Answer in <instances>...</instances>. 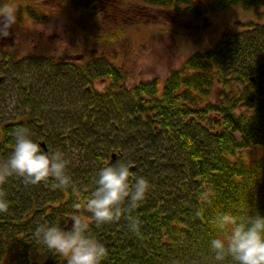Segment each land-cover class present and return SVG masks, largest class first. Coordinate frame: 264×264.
Instances as JSON below:
<instances>
[{"label": "trees", "instance_id": "trees-1", "mask_svg": "<svg viewBox=\"0 0 264 264\" xmlns=\"http://www.w3.org/2000/svg\"><path fill=\"white\" fill-rule=\"evenodd\" d=\"M11 2L19 17L40 19L32 10L40 7L43 21L70 9L77 14L69 18L74 34L103 49L150 37L156 24L150 11L199 18L238 10L255 19L199 49L165 80L128 86L106 54L100 69L39 59L35 69L5 78L24 102L20 117L0 122V161L13 150L15 130L26 127L35 142L65 154L72 183L61 187L48 178L32 185L13 176L0 185L9 201L0 213V264H67L35 229L70 228L73 216L87 219L90 234L108 249L104 264H215L208 243L223 235L218 214L264 216V152L252 158L264 148V0ZM99 78L107 82L103 92L93 89ZM117 162L129 163L132 177L151 185L131 213L141 222L138 233L127 215L98 226L87 208L99 171Z\"/></svg>", "mask_w": 264, "mask_h": 264}, {"label": "clouds", "instance_id": "clouds-1", "mask_svg": "<svg viewBox=\"0 0 264 264\" xmlns=\"http://www.w3.org/2000/svg\"><path fill=\"white\" fill-rule=\"evenodd\" d=\"M17 25V10L11 0H0V36H6ZM68 160L61 151H44L31 138L30 130L20 127L14 132L13 150L0 161V185L18 176L26 184L37 185L53 178L61 187L72 181L67 174ZM97 187L87 202L95 223H115L128 216V227L138 233L141 222L131 213L150 192V182L143 176L132 177L130 164L117 162L103 167L95 181ZM9 210L6 192L0 189V213ZM197 215H201L197 212ZM216 228L223 233L208 243L215 264H264V216L238 217L222 212L215 218ZM35 234L49 250L64 257L67 264H104L108 249L90 234L87 219L73 216L70 228L60 224H40Z\"/></svg>", "mask_w": 264, "mask_h": 264}, {"label": "rangeland", "instance_id": "rangeland-1", "mask_svg": "<svg viewBox=\"0 0 264 264\" xmlns=\"http://www.w3.org/2000/svg\"><path fill=\"white\" fill-rule=\"evenodd\" d=\"M194 1L201 4L212 2ZM38 9L43 10L40 7ZM32 10L35 14H40L37 15L40 19L27 15L19 17L17 11V25L8 35L0 36V50L6 55V58L0 55V73L6 68L10 74L20 71L25 73L28 69H35L36 65L32 62L39 59L73 62L58 58L64 53L69 56H84L76 62L100 69L101 63L102 68L104 67L100 58L106 54L110 61L115 60L113 65L126 73L128 86L157 78L165 80L171 71L179 68L184 60L199 49L213 48L226 33L255 20L238 10L221 14L209 13L199 18L191 16L189 11L177 15H169L162 10L150 11L149 19L156 22L150 37L146 40L127 39L120 45L103 49L86 45L82 36L74 34L69 18L76 17L77 14L70 9L54 10L45 21L41 11L34 8ZM9 55L14 57L12 61L8 60ZM29 56L45 58H27ZM106 85L107 82L99 78L93 83V89L103 92ZM8 87V84L0 85V122L17 119L23 110L22 91L7 89ZM263 152L264 148H257L252 158H259Z\"/></svg>", "mask_w": 264, "mask_h": 264}, {"label": "flooded vegetation", "instance_id": "flooded-vegetation-1", "mask_svg": "<svg viewBox=\"0 0 264 264\" xmlns=\"http://www.w3.org/2000/svg\"><path fill=\"white\" fill-rule=\"evenodd\" d=\"M27 58H44V57H39V56H29V57H27ZM58 58H64L63 57V55H61V57H58ZM73 62H76V61H73ZM3 69V68H2ZM5 69H3L2 70V73H0V85H2L3 86V83H4V85H6V84H8V85H11V80L9 79V81L8 80H6L5 78H6V76H9V74L11 73L9 70H7V74L8 75H6L4 72ZM6 82V83H5ZM8 89H11V86H9L8 87ZM4 90H6L5 88H4Z\"/></svg>", "mask_w": 264, "mask_h": 264}, {"label": "water", "instance_id": "water-1", "mask_svg": "<svg viewBox=\"0 0 264 264\" xmlns=\"http://www.w3.org/2000/svg\"><path fill=\"white\" fill-rule=\"evenodd\" d=\"M63 57L68 61H80L81 59H83L84 56H69L68 54L64 53ZM41 146L46 152L49 151L45 143H42ZM115 157L116 156L114 155L113 158Z\"/></svg>", "mask_w": 264, "mask_h": 264}]
</instances>
